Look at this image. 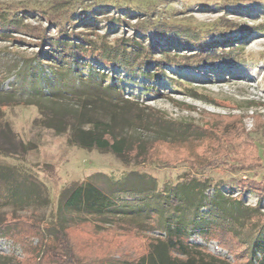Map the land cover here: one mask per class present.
Wrapping results in <instances>:
<instances>
[{
	"label": "rangeland",
	"instance_id": "rangeland-1",
	"mask_svg": "<svg viewBox=\"0 0 264 264\" xmlns=\"http://www.w3.org/2000/svg\"><path fill=\"white\" fill-rule=\"evenodd\" d=\"M3 14L20 25L0 26V167L7 172L0 176V220L10 213L27 217L49 242L57 228L85 217L66 203L69 191L79 185L91 184L108 194L125 175L129 186L148 185L145 174L164 190L191 174L220 184L226 198L237 197L244 216L234 224L235 232L220 229L219 239L202 238L205 223L195 221L184 231L188 243L204 246L230 264H249L252 229L258 223L252 208L264 215V189L241 192L239 184L264 188V0H0V21ZM61 25L110 42L134 37L148 48L149 60L161 65L157 73L173 81L147 83L134 77L131 82L117 70L114 75L124 79L121 96L144 113L157 111L165 119L190 124L194 137L154 141L163 133L124 120L123 135L145 141L151 149L144 157L121 158L71 144L68 133L43 126L35 100L58 92L77 113L84 104L78 89L69 93L77 75L48 82L57 76L60 56L44 37H57ZM113 82L106 79L104 84ZM192 89L197 97L187 94ZM94 108L98 114L103 111L99 104ZM116 112L125 116L122 109ZM100 118L108 120L107 115ZM17 182L33 189L31 197L9 198ZM206 192L212 193V187ZM115 201L98 225L87 217L91 222L68 227V239L83 264H118L147 251L150 236H165L157 229H126L161 223L150 218L147 206L129 200L135 207L123 213L116 210L121 200ZM27 234L22 242L0 236V264L39 262L44 247L35 232Z\"/></svg>",
	"mask_w": 264,
	"mask_h": 264
},
{
	"label": "trees",
	"instance_id": "trees-1",
	"mask_svg": "<svg viewBox=\"0 0 264 264\" xmlns=\"http://www.w3.org/2000/svg\"><path fill=\"white\" fill-rule=\"evenodd\" d=\"M0 26H10L15 23L20 25V20L11 19L7 15H2ZM59 25V24H57ZM57 37H44V43L53 45L60 56L59 66H56V77L48 82H56L61 76L69 74L77 75L76 87L69 90L71 95H75L74 90H79L77 95L84 96L83 109L80 112L69 108L67 98L57 93H50L46 100H35L42 124L52 128L56 133H68V142L81 148H96L101 151H111L117 157L135 156L139 158L146 156L151 147H147L145 141H130L121 132V122L130 120L134 123H145L154 129V133H163L162 136L153 137L154 141H173L177 139H188L194 137L195 130L190 124L176 122L165 119L160 112L144 113L141 109L132 105L131 100L121 96V81L124 79L114 75L115 71H122L128 76L129 81L134 82V77L141 78L147 83L165 82L171 84L172 77L157 73V67L161 65L149 59V49L142 46L134 37L116 39L110 42L104 37H88V34L79 32L73 33L59 27ZM93 65H102L104 68H96ZM204 66V65H203ZM155 67V68H151ZM194 69H196L194 67ZM112 70L113 74H109ZM106 79L114 80L112 84H104ZM148 85V84H147ZM146 86V91L148 90ZM60 91V90H59ZM189 96L197 97L194 89L188 90ZM203 96V95H202ZM48 103H46V102ZM50 104V105H49ZM103 111L101 114L95 111L96 105ZM91 106V109H90ZM122 109L125 116H119L116 112ZM94 112V113H93ZM160 113V114H159ZM101 116L107 115L108 120H103ZM88 125V127L86 126ZM193 131V132H192ZM169 133L167 135L166 133ZM142 142V143H141ZM148 149V150H146ZM0 167V176L5 175ZM143 175V176H142ZM146 186L128 184V176L125 175L117 182L119 186L112 193H105L91 184L78 186L71 189L66 196L67 206L77 214L85 215L77 222H72L61 226L54 231L52 236H48L49 242L44 240L41 227L34 225L31 221L26 222L22 216L4 215L0 220V236L15 238L22 242L29 231H33L39 236L40 244L44 249L40 253L39 264L48 262L51 264H83L80 261L78 252L68 239L67 229L78 222L89 221L87 217L93 218L94 224L101 223L100 217L115 207L116 199L121 200L116 210L125 213L126 209L136 206H147L150 211V218L157 219L161 226L151 224L142 229L136 227L126 228L136 231H151V229L161 230L165 236H150L147 242V251L136 254L130 259L121 260L118 264H230V262L209 254L204 246L188 243V235L184 234L187 227L193 226L195 221H204L203 228L199 235L207 239L208 237L218 238V231L224 230L232 232L236 230L234 224L243 218V207L240 206L239 199L226 198L220 184L211 185L205 180L196 178L189 174L184 177L183 182L164 187V190L156 188L153 178L142 174ZM240 191L263 190L254 184H239ZM249 186L248 188L245 186ZM212 187L213 192H206ZM33 189L29 186L23 188L22 182L11 185L9 198L31 197ZM64 194V193H63ZM227 199V200H226ZM136 201L135 205L128 201ZM132 209V210H133ZM255 213L251 216L258 217V223L252 229L255 233L248 256L249 264H264V215L252 208ZM180 220V221H179ZM25 222V224L23 222ZM91 222V221H89ZM119 223V221H116ZM122 222V221H120ZM183 223L185 226H182ZM240 223V222H238ZM24 228L22 233L19 228ZM218 233V234H217ZM236 234V233H235ZM221 238V237H220ZM222 239V238H221ZM202 249V250H201ZM262 253L260 258L256 254ZM255 261V262H254ZM15 264V263H13Z\"/></svg>",
	"mask_w": 264,
	"mask_h": 264
}]
</instances>
